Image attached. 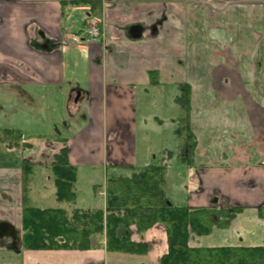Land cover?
<instances>
[{"label":"crops","instance_id":"crops-1","mask_svg":"<svg viewBox=\"0 0 264 264\" xmlns=\"http://www.w3.org/2000/svg\"><path fill=\"white\" fill-rule=\"evenodd\" d=\"M73 1L79 0H0L4 99L10 103L27 90L45 99V91L55 89L65 94L72 115L85 116L72 137H24L13 146L0 137V264H160L168 247L157 235L134 236L147 244L145 254L104 246L27 249L23 207L25 197L31 199L32 176L44 187L53 184L36 192L40 208L71 211L89 209L80 203L93 198L80 184L82 173L91 174L89 189L100 197L118 165L153 164L154 147L141 136L140 117L149 116L153 98L184 83L191 86L197 145L190 161L177 160L193 184L183 206L240 207L227 227L192 235L189 244L264 246V0H102L104 37L81 45L65 35L80 34L93 16L89 5ZM152 70L159 84L151 83ZM65 145L77 167L72 202L59 200L51 171ZM26 160L32 174L25 189ZM101 171L102 189L95 184ZM103 201L90 209L104 208Z\"/></svg>","mask_w":264,"mask_h":264},{"label":"trees","instance_id":"trees-1","mask_svg":"<svg viewBox=\"0 0 264 264\" xmlns=\"http://www.w3.org/2000/svg\"><path fill=\"white\" fill-rule=\"evenodd\" d=\"M74 4L89 5L91 16L102 17V0H79ZM158 72L152 70L149 77L152 84H159ZM181 93L176 101L180 106L178 135L180 148L185 153L179 161H190L197 141L191 129V86L180 85ZM12 129L5 131L10 146L25 140L14 135ZM6 139V140H7ZM28 146L29 144L26 143ZM127 172L113 174L107 178V204L104 209L40 208L27 204L23 207V245L27 249H91L95 235L107 236V250L111 252L145 254L146 243L131 239V226L145 232L156 223L166 226L168 252L160 264H264V246H191L192 235L204 236L215 228L227 227L240 207H190L175 205L166 194V172L164 164H150L144 167L118 165ZM51 171L60 201L76 199L74 183L77 167L69 160V148L65 145L51 165ZM32 165L24 161L25 189L30 181ZM106 228V229H105Z\"/></svg>","mask_w":264,"mask_h":264},{"label":"rangeland","instance_id":"rangeland-1","mask_svg":"<svg viewBox=\"0 0 264 264\" xmlns=\"http://www.w3.org/2000/svg\"><path fill=\"white\" fill-rule=\"evenodd\" d=\"M177 93H180L179 85H176L174 88H169L164 98H160L159 100L153 98L152 110L149 112V116L147 113H144L146 116L142 118L140 117L139 122L140 128H142V130L140 129L141 136L143 134V139H148V144L154 147L155 157L151 158V163L160 164L164 162L170 170L168 197L171 198L175 205L183 206L186 204L190 193L193 191V184L188 178V174L190 173L188 168L182 167L180 163L177 162L178 157H183L184 154H182L183 150L180 148V140L177 132L179 128V119L178 117L175 119L170 117L173 113H178L177 116L180 117L181 109L178 102L175 101V98L178 96L176 95ZM64 96L65 94H63V91L54 89L50 92L48 89L45 91V99H41L40 95H34L33 92L27 90L22 95L15 94L13 96V101L9 103L4 99L0 88L1 139L5 137V131L7 129H12L15 132L14 135H22L31 141L42 135L49 134L52 136L65 135L66 137H72L74 133L82 129V121L85 116H83L81 112L72 115L63 101ZM229 96L233 97L235 95ZM6 141H8V139ZM26 147L28 148L27 144L25 145V148ZM187 152L188 151L185 149V153ZM163 153H166V155ZM164 156L166 157L165 161ZM124 172H127V170H119L114 174L117 175ZM90 177L91 174L83 175L82 173L80 184L84 187L86 186L88 190H91L90 193L93 197L92 201H87V203L81 202L80 206L89 209L90 207L103 206V200L105 199L104 208H91L105 210L107 204V185H105V189L101 191L102 193H100V197H95L92 193V187L89 189ZM32 178L33 180L29 187L31 191V199L27 200V204L40 207V203L36 200V192H42L43 188H49L53 186V184H48L47 187H44L46 185L43 186L38 177L32 176ZM95 178V184L99 186L100 189L104 188L103 185L105 180H103L102 171L97 173ZM55 203L58 204V200H56ZM72 211L73 210L69 212ZM130 228L131 239L133 241L142 242L135 239L144 237L152 239L156 235L159 237L165 236L164 242L166 247H168V234L165 225L156 223L142 233L138 231L136 225H132ZM135 235L137 238L134 239ZM92 243L95 246H104L106 248V232L104 234L94 235Z\"/></svg>","mask_w":264,"mask_h":264},{"label":"built area","instance_id":"built-area-1","mask_svg":"<svg viewBox=\"0 0 264 264\" xmlns=\"http://www.w3.org/2000/svg\"><path fill=\"white\" fill-rule=\"evenodd\" d=\"M104 37L103 27L98 18H93L88 21L87 25L82 29L80 34H67L66 40L75 43L83 44L92 40H99ZM102 193V192H101Z\"/></svg>","mask_w":264,"mask_h":264},{"label":"flooded vegetation","instance_id":"flooded-vegetation-1","mask_svg":"<svg viewBox=\"0 0 264 264\" xmlns=\"http://www.w3.org/2000/svg\"><path fill=\"white\" fill-rule=\"evenodd\" d=\"M90 13V12H89ZM91 15V14H90ZM93 18H98L99 20H100V22H101V25H102V18H99V17H95V16H93ZM92 18V19H93ZM91 20V19H90Z\"/></svg>","mask_w":264,"mask_h":264}]
</instances>
